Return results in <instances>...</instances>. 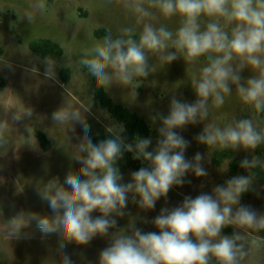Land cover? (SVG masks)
I'll return each mask as SVG.
<instances>
[{
    "label": "clouds",
    "instance_id": "1",
    "mask_svg": "<svg viewBox=\"0 0 264 264\" xmlns=\"http://www.w3.org/2000/svg\"><path fill=\"white\" fill-rule=\"evenodd\" d=\"M140 27L136 38L135 27H124L115 37L109 32L101 42L82 50L78 64L86 67L96 88L109 90L113 86L128 88L134 81L147 78L155 72L149 63L157 57L161 67L179 58L185 63L203 66L191 74V87L196 100L188 103L173 95L165 115L156 112L150 116L153 124L159 122L155 147L152 138L137 136L126 142L122 126L107 129L109 136L98 143L91 138V99L87 104L64 105L52 113L55 124H68L67 132L75 133L78 124L83 135L71 144V159L81 165L78 171L69 170L63 183L53 177L36 191L48 204L51 215L19 211L7 221L5 239H30L25 232L33 222L42 238L58 236L57 252L61 264H74L65 251L68 243L88 245L95 237H107L109 246L99 253V264H255V257L264 250V239L252 233L264 230V212L241 203V196L256 191L257 169L264 161L252 153L264 144V0H118ZM111 3V0H108ZM26 13L31 24L35 11L45 8L43 2L31 5ZM178 18L179 27L171 30L160 23L163 18ZM44 76L59 83L57 62L45 58ZM0 65L12 69L11 63L0 56ZM245 69L252 73L246 79ZM37 71L36 69H33ZM32 70V71H33ZM63 87V85H61ZM235 94L254 113L248 118H233L221 127L208 123L213 108L225 104L226 97ZM15 109L11 123L5 115L0 118V155L6 154L10 138L6 133L14 124L31 119L33 109L8 107L5 114ZM204 123L202 132L195 136L199 144L232 152L244 150L239 167L247 175H235L215 186L211 193L201 192L195 198L185 195L180 205L162 207L150 222L158 231L144 232L135 224V218L126 228L117 229V218L128 213L125 209L129 196L140 209L152 210L156 202L166 198L169 191L181 187L188 173L207 177L204 154L197 152L187 159L185 152L190 142L181 135L188 125ZM180 130V131H177ZM27 144L33 145L32 128L25 126ZM57 147L66 151V145L55 135ZM17 148V147H16ZM68 153V152H67ZM125 153L134 160H142L147 167L131 173L130 182L123 183L117 163ZM69 154V153H68ZM227 170V169H226ZM225 171V170H224ZM67 186V187H66ZM264 191V188L261 189ZM138 198V199H137ZM98 211L99 216L92 213ZM148 223V221H144ZM231 226L232 235L222 234Z\"/></svg>",
    "mask_w": 264,
    "mask_h": 264
},
{
    "label": "rangeland",
    "instance_id": "2",
    "mask_svg": "<svg viewBox=\"0 0 264 264\" xmlns=\"http://www.w3.org/2000/svg\"><path fill=\"white\" fill-rule=\"evenodd\" d=\"M38 2H43L45 8L35 11V19L30 24L26 19V13L32 12L31 5ZM160 23L171 30L179 27L176 17L170 20L162 18ZM124 27H135L138 39L140 27L135 24L134 17L120 6L118 0H111V3H108V0H0V50H2L0 56L6 58L12 65V69L0 65V118L6 115L11 123V115L15 109L5 114L4 109L8 107L23 109L25 105L33 109L31 119L26 118L14 124L11 131L6 133L10 138V147L6 154L0 155V264H61V257L57 252L58 236L42 238L35 227V222L24 230L32 233L30 239L8 241L5 239L4 231L7 221L21 210L51 215L48 204L37 194V186L42 187L43 183L57 176L63 183L69 170L75 172L81 167L70 157L71 144L78 143L77 136L83 135L80 126L74 125L75 133L67 132L70 144L66 137L69 125L55 124L52 120V113L55 110L62 107L66 100L78 106L87 104L91 99V115L86 114L91 125V138L101 129L107 131L110 127L122 126L124 129L122 135L126 142H133L126 138L124 125L117 122L108 110L96 108L95 92L100 88H96L87 68L78 64L82 50L101 42L109 32L115 37ZM103 30L107 31L106 35L97 37L96 33ZM37 39L51 40L63 48V57L56 61V78L59 83L44 76V59L30 50V43ZM150 59L149 63L153 65L155 72L147 78L134 81L128 88L113 86L106 90L114 103L142 117L151 127L150 137L153 143L148 150L155 147L158 139L157 128L160 126L159 122L153 124L150 116L156 112L166 115L173 95L188 103L194 102L197 97L191 87V74L203 66V58L201 63L195 65L185 63L179 58L163 67L157 57ZM64 69L71 71L68 83L60 76ZM251 74L250 70L245 69L242 76L246 79ZM234 92L233 87V95L226 97L222 107L211 110L208 120L204 121L205 124L214 122L223 127L234 117L248 118L254 115ZM204 123L186 126L181 135L190 142L185 152L187 159H192L197 152L205 155L204 167L208 176L198 178L188 173L185 179L191 182H186L181 187L174 186L166 198L156 202L152 210L140 209L132 202L130 195L125 209L128 214L117 218V229L110 232L126 228L133 218L136 226L144 232L158 231L150 221L159 214L162 207L172 208L180 205L185 195L195 198L201 192L211 193L215 186L223 184L233 176L230 160H224L220 165L213 161L215 153L224 149L218 147L208 149L206 145L195 140V136L202 132ZM25 126L32 128L31 139L33 145L36 140L35 147L26 143L28 134ZM37 131H42L48 137L51 142L50 150L46 151L41 147L36 137ZM50 134L55 135L67 146L66 151L69 154L57 147L56 140L51 138ZM2 151L0 149V152ZM252 154L259 156L257 149ZM249 155L244 150L234 152V157L239 163ZM139 161L142 167L148 166L146 162ZM119 170L123 175L122 182H130L131 173L135 170L128 165L119 167ZM237 175H247V172L239 168ZM254 187L256 191H249V196L244 194L241 196V203L251 205L258 213L264 212V191H261L264 182L256 178ZM99 215L98 211L92 213L94 218ZM233 231L234 229L229 226L223 229L222 234L232 235ZM253 237L264 239V230L252 233L250 239ZM109 243L107 237L97 236L84 246L68 243L65 251L71 256L74 264H99V253L108 247ZM244 264L249 262L246 260ZM255 264H264V250L255 257Z\"/></svg>",
    "mask_w": 264,
    "mask_h": 264
},
{
    "label": "trees",
    "instance_id": "3",
    "mask_svg": "<svg viewBox=\"0 0 264 264\" xmlns=\"http://www.w3.org/2000/svg\"><path fill=\"white\" fill-rule=\"evenodd\" d=\"M106 33V30L98 31L96 36L101 37L102 34L106 35ZM29 48L35 55L40 56L42 59L47 57L58 61L64 55L63 48L57 43L48 39H37L30 43ZM0 52L2 53V50H0ZM60 76L64 82L68 83L71 77L70 69L62 70ZM95 105L98 110H108V112L117 122L124 125L125 136L128 140L133 141L137 136L142 138H148L151 136L152 129L148 123L137 114L131 113L127 108L114 103L106 90L100 88L95 92ZM261 120H264V116H261ZM109 135L110 134L108 131L101 129L97 135L92 137V140L94 143H98L99 141L107 138ZM36 137L44 150H50L51 142L42 131H37ZM257 153L260 159L264 160V144H261L257 148ZM224 160L231 161V174L233 176L237 175L240 168V163L237 159H235L234 152L224 149L215 153L213 161L216 165H220ZM123 165H128L135 171L142 167L139 160H134L132 158L131 153H125L124 157L118 161V168ZM256 171L257 179L261 182H264V168H258ZM244 195L249 196L250 192H247Z\"/></svg>",
    "mask_w": 264,
    "mask_h": 264
}]
</instances>
